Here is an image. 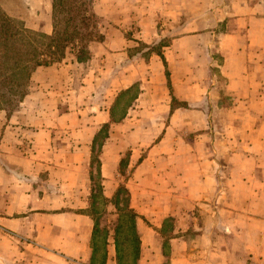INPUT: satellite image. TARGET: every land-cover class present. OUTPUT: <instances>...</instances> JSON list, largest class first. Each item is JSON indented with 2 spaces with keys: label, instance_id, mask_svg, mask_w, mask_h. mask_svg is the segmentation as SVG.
I'll use <instances>...</instances> for the list:
<instances>
[{
  "label": "crops",
  "instance_id": "crops-1",
  "mask_svg": "<svg viewBox=\"0 0 264 264\" xmlns=\"http://www.w3.org/2000/svg\"><path fill=\"white\" fill-rule=\"evenodd\" d=\"M36 1L26 27L50 33ZM93 7L108 28L89 58L69 52L36 67L22 99L0 109V264H126L128 247L134 264H248L264 248V0ZM134 42L146 47L137 59L149 77L118 116L134 88ZM130 120L161 121L155 142L107 139L95 159L102 126ZM94 174L107 201L127 190L128 246L129 230L93 210Z\"/></svg>",
  "mask_w": 264,
  "mask_h": 264
},
{
  "label": "trees",
  "instance_id": "trees-1",
  "mask_svg": "<svg viewBox=\"0 0 264 264\" xmlns=\"http://www.w3.org/2000/svg\"><path fill=\"white\" fill-rule=\"evenodd\" d=\"M94 1L52 0L50 33L27 28L0 7V109L14 107L22 99L36 67L59 62L69 52L75 53L78 61L89 58V42L103 38L102 18L94 10ZM165 74L169 83L168 72ZM123 195L127 203V190L121 186L112 202L116 203V197ZM135 216L134 210L126 205L113 220L114 229L129 230L125 227L127 223L135 240Z\"/></svg>",
  "mask_w": 264,
  "mask_h": 264
},
{
  "label": "rangeland",
  "instance_id": "rangeland-1",
  "mask_svg": "<svg viewBox=\"0 0 264 264\" xmlns=\"http://www.w3.org/2000/svg\"><path fill=\"white\" fill-rule=\"evenodd\" d=\"M29 0H0V7L3 11H5L7 14H9L10 16H12L16 21H22V23L26 26L25 22L26 19L28 18L29 15V6L27 5ZM51 1H36L38 2V7L40 6L38 10V15H40V19L43 20L46 18H49L50 22H52V17H51ZM48 5V6H47ZM47 7V8H46ZM38 18H35V20H37ZM36 22V21H35ZM108 28L107 22L105 21V19L103 18L102 21V28L101 31H104L105 29ZM130 32L129 30H127V35L129 36ZM131 51L133 53V55H131V59L132 58H136L135 61H131L132 65L135 67L136 70L133 71V74L131 76V81H134L133 83V89L131 90V95L128 97V100H126L123 108L121 109V112L118 116H121L122 113H125L128 111V106H130L132 104V102L134 101V99L137 96L138 91L140 90V87L142 86H146L147 85V80L149 77V74L147 73V71L145 70V65L143 63V61H140L139 57H145L147 55L148 52H146V47L144 46V44H142L141 42H134ZM137 56V57H136ZM154 81H156L154 79ZM149 87L151 85H148ZM152 90V89H151ZM147 102H151L152 98L151 97H147L145 99ZM13 107L12 106H7L5 109H9L11 110ZM216 119V118H215ZM115 122H119L118 120L114 119ZM161 121H153V120H130V121H124L123 123L125 124H121V121L119 124H115L114 126H110V125H101V131L99 132V134L96 136V140H95V145H94V157L96 159L97 155L100 154V146L101 144H105L106 140L108 139L110 143H115V145H122L124 144V147L132 146V145H136V144H141L144 146H149L151 144H153L155 142V139L157 138V130H159L161 128ZM199 123H204V120H198ZM215 124L217 121H213ZM242 123V122H240ZM254 121H250V124H253ZM184 129L185 128H189L187 127V125L185 123H183ZM244 125V124H243ZM100 126V127H101ZM199 126H201V124H199ZM245 127H247L246 125H244ZM111 127H115L112 128V132L114 135L109 134L108 137H106V134H108L110 131L109 129H111ZM119 127V128H118ZM191 128L195 129V126H190ZM118 128V129H117ZM189 131V130H188ZM107 132V133H106ZM140 132H144V135H140ZM186 133V132H185ZM188 133V132H187ZM198 133V132H197ZM195 133L190 132V136H193ZM102 148V147H101ZM125 149V148H124ZM129 150V149H128ZM126 150L124 152V156H123V160L120 166V171L123 175L121 179H123V176L126 175V171H125V167L128 163V157L127 155V151ZM259 156H264V152H259L258 154ZM94 169V168H93ZM95 171V170H93ZM92 187L94 188V193L95 195L98 196L96 203L94 204V210H96L98 213H102V220L105 222H108L110 220H114L116 217V213L120 212V210L124 209L126 206V202L124 201V195L122 196L121 200L118 202V208L119 209H115V207L113 206L112 201H107L104 200V198H102V189H101V185H100V179L99 177L94 174V180L92 182ZM119 204H122L123 207L119 206ZM239 222L242 221V223H245L246 221L250 222L251 220L242 217L241 220L238 218ZM258 225H260L261 227H264V223H259ZM125 227H127L129 229V231H126L127 234V239H129V241L127 243H125V245L130 244L132 241V237H133V233L130 230L129 225L126 223ZM125 229V228H124ZM260 232H264V231H260ZM247 236H249V234H247ZM130 242V243H129ZM128 246V245H127ZM125 246V248L127 247ZM259 254H254V253H248L246 260L248 259H257V261L260 262V264H264V248H259ZM133 254H134V249H129L126 248L125 249V255H127V260H126V264H134L135 259L133 258ZM165 264V263H164Z\"/></svg>",
  "mask_w": 264,
  "mask_h": 264
},
{
  "label": "built area",
  "instance_id": "built-area-1",
  "mask_svg": "<svg viewBox=\"0 0 264 264\" xmlns=\"http://www.w3.org/2000/svg\"><path fill=\"white\" fill-rule=\"evenodd\" d=\"M248 264H260V262L257 259H248Z\"/></svg>",
  "mask_w": 264,
  "mask_h": 264
}]
</instances>
